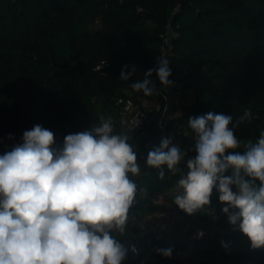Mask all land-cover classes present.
I'll use <instances>...</instances> for the list:
<instances>
[{"label": "trees", "instance_id": "trees-1", "mask_svg": "<svg viewBox=\"0 0 264 264\" xmlns=\"http://www.w3.org/2000/svg\"><path fill=\"white\" fill-rule=\"evenodd\" d=\"M169 27L175 34L167 54L174 83L167 88L155 73L151 77L167 108L150 114L129 140L141 173L131 177L137 193L126 230L114 235L125 247H136L142 264H264V249H252L234 229L227 238L231 248L222 251L218 238L193 245L189 235L178 232L179 224L162 239L154 232L139 242L134 238L137 225L163 208L162 194L181 191L179 173L165 168L160 179L145 165L162 134L160 115L169 131L193 138L190 117L223 113L235 124L250 110L252 118L234 129L241 152L264 131V0H0V155L22 143L23 132L37 124L54 133L53 147L62 146L68 134L99 125L101 116L111 118L115 134H125L124 105L155 96L130 85L156 67ZM125 65L137 69L128 81L119 79ZM183 145L191 155V146ZM179 167L186 171L185 163ZM210 200L206 208L223 215L220 229L233 227L215 189ZM182 213L185 222L210 224L200 212ZM160 248H171V257L158 254ZM122 264H137L130 247Z\"/></svg>", "mask_w": 264, "mask_h": 264}, {"label": "clouds", "instance_id": "clouds-1", "mask_svg": "<svg viewBox=\"0 0 264 264\" xmlns=\"http://www.w3.org/2000/svg\"><path fill=\"white\" fill-rule=\"evenodd\" d=\"M128 69L120 80L137 71L134 65ZM153 73L167 88L174 83L169 60L159 56L156 67L130 87L145 96L158 94ZM251 118L247 109L235 124L223 113L190 117L195 156L186 158L171 137H163L148 151L145 165L160 179L165 168L180 174L181 191L173 202L188 215L204 211L215 189L228 223L252 249H264V131L244 143L242 152L234 131ZM99 119L97 126L66 135L60 147H53L54 133L37 124L0 155V264H122L129 247L137 253L114 235L125 232L135 203L137 151L129 135L114 133L111 118ZM228 169L231 176L225 175ZM156 251L172 254L171 248Z\"/></svg>", "mask_w": 264, "mask_h": 264}, {"label": "built area", "instance_id": "built-area-1", "mask_svg": "<svg viewBox=\"0 0 264 264\" xmlns=\"http://www.w3.org/2000/svg\"><path fill=\"white\" fill-rule=\"evenodd\" d=\"M175 36L171 27L168 28L167 33L164 35L162 45V56L167 58L168 52L171 50L172 39ZM106 66L103 63L98 69H102ZM161 93L158 92L154 97L142 99L137 104L129 101L122 110L120 116V124L125 134L130 136V140L137 137L138 133L143 129L150 114L157 115L165 111L160 101ZM160 130L162 132L159 142L163 137H171L174 144H177L182 151L184 148V136L186 133H175L169 131L167 127V121L164 115H160L158 121ZM194 138V137H193ZM192 154L187 155L186 158L194 157V145L191 146ZM184 163V162H183ZM179 190L167 191L159 199V202L163 205V208L147 216L142 222L137 225V232L135 235V241L139 242L145 238L149 232H154L158 239H162L166 234H169L175 225L179 224L180 228L178 232L182 235H189V239L192 244L204 242L207 238H218L217 250L222 251L231 248V242L227 239L232 233L233 227H228L223 231L220 229L219 222L223 218L222 214H219L214 208H206L200 212L203 216L207 217L210 221L209 226H203L201 223L185 222L182 210L173 202L175 196L179 194ZM213 196V194H212ZM211 196V197H212ZM203 233L202 236L199 234ZM223 242V245H222ZM226 245V247L224 246ZM133 256L137 259V264H142L139 259V252L133 253ZM192 264V263H189Z\"/></svg>", "mask_w": 264, "mask_h": 264}, {"label": "rangeland", "instance_id": "rangeland-1", "mask_svg": "<svg viewBox=\"0 0 264 264\" xmlns=\"http://www.w3.org/2000/svg\"><path fill=\"white\" fill-rule=\"evenodd\" d=\"M183 140H184L185 144L187 145V147L193 146L195 143L194 138H191V136H189L187 133L184 136ZM236 247H237L236 243H234L233 248H236Z\"/></svg>", "mask_w": 264, "mask_h": 264}]
</instances>
